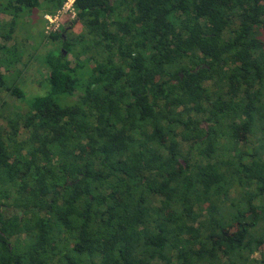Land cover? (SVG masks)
I'll list each match as a JSON object with an SVG mask.
<instances>
[{
	"label": "trees",
	"instance_id": "trees-1",
	"mask_svg": "<svg viewBox=\"0 0 264 264\" xmlns=\"http://www.w3.org/2000/svg\"><path fill=\"white\" fill-rule=\"evenodd\" d=\"M64 1L0 0V264H264V0H75L37 55Z\"/></svg>",
	"mask_w": 264,
	"mask_h": 264
},
{
	"label": "rangeland",
	"instance_id": "rangeland-1",
	"mask_svg": "<svg viewBox=\"0 0 264 264\" xmlns=\"http://www.w3.org/2000/svg\"><path fill=\"white\" fill-rule=\"evenodd\" d=\"M40 12V11H39ZM44 18V17H43ZM0 20L1 22H4L3 27H5V23L7 21L10 20V16L5 15L4 13H0ZM67 17H63V19L61 20V26L65 25L67 22ZM28 21V17H22L21 19H19V22L16 26V29L18 31V33L21 34V36L23 37V39H26V43L28 44H32L33 42H35V53L37 55H40L42 50L45 47V44L47 43V41L45 40L44 42H42L40 44V36L38 33V30H44V24H41V21L36 23L31 29L30 31L27 33V29H29L27 26L28 24L26 23ZM66 22V23H65ZM81 26H77V28H74V32H76V30H79ZM76 29V30H75ZM44 34H46L44 32ZM260 38L262 40H264V32L261 31L259 34ZM8 48V47H7ZM31 50V49H30ZM33 50H31L33 52ZM8 50H3V52H7ZM29 59L28 55H25V60ZM69 59L72 60V56H69ZM16 66L20 67L22 69V72L19 74L18 77V84H20V87L24 93V95L27 98H32L35 96H41L44 95L47 92V88L48 85H46V81L43 82L42 78L44 73H46L45 70H43V72L41 73V67H40V62L39 60H34L31 59L28 61V63L24 66V68H22L21 65H19L18 63H16ZM15 74V71L14 73ZM10 76V74H8V77ZM12 77H15L14 75ZM3 100L6 101V103H3ZM14 98L6 95V93H4L3 91H0V110L3 111V113H1L2 116H6L5 114L10 113L12 110L15 111H22L23 106L21 105H15L14 109L9 108V105H13L14 103ZM11 115V114H10ZM4 123H6L5 119H2L0 121L1 125H4ZM264 247H259L258 250H256L255 254L259 255L260 251L263 250Z\"/></svg>",
	"mask_w": 264,
	"mask_h": 264
},
{
	"label": "built area",
	"instance_id": "built-area-1",
	"mask_svg": "<svg viewBox=\"0 0 264 264\" xmlns=\"http://www.w3.org/2000/svg\"><path fill=\"white\" fill-rule=\"evenodd\" d=\"M75 0H65L60 9H58L54 14H45L44 19L46 21L44 31L46 34L55 32L60 28L61 20L63 17L75 18L76 12L74 9Z\"/></svg>",
	"mask_w": 264,
	"mask_h": 264
},
{
	"label": "clouds",
	"instance_id": "clouds-1",
	"mask_svg": "<svg viewBox=\"0 0 264 264\" xmlns=\"http://www.w3.org/2000/svg\"><path fill=\"white\" fill-rule=\"evenodd\" d=\"M44 17V16H43Z\"/></svg>",
	"mask_w": 264,
	"mask_h": 264
}]
</instances>
